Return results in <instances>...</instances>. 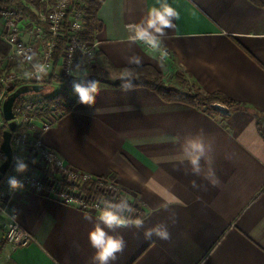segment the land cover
Wrapping results in <instances>:
<instances>
[{
	"label": "crops",
	"instance_id": "0c3cea01",
	"mask_svg": "<svg viewBox=\"0 0 264 264\" xmlns=\"http://www.w3.org/2000/svg\"><path fill=\"white\" fill-rule=\"evenodd\" d=\"M165 6L177 16L156 33L149 21ZM97 19L96 62L106 80L91 105L75 104L40 140L73 171L114 176L120 191L140 203L144 225L131 219L108 228L102 211L66 204L47 191L14 189L7 211L32 241L13 246L0 235V264H95L89 234L97 227L124 238L112 264H264V0H103ZM37 26L20 19L22 39H48ZM4 31L0 14L1 41ZM149 40L171 57L148 48ZM133 56L171 86L180 88L185 79L192 89L219 91L245 108L216 103L209 113L164 102L147 88L113 86L123 67L137 65ZM195 136L210 146L215 186L183 160L182 146ZM6 220L0 215V226ZM160 223L169 224L171 238L145 239L144 230Z\"/></svg>",
	"mask_w": 264,
	"mask_h": 264
},
{
	"label": "built area",
	"instance_id": "2783aa9c",
	"mask_svg": "<svg viewBox=\"0 0 264 264\" xmlns=\"http://www.w3.org/2000/svg\"><path fill=\"white\" fill-rule=\"evenodd\" d=\"M49 0H31L32 8L46 4ZM73 0H53L47 12L38 11L40 20L48 26V39L39 40L37 43L26 42L21 37L20 19L14 7L4 5L0 14L5 21L4 42L9 46L7 55H0V128H8V121L3 118L2 104L6 97L13 91L23 86L44 85L52 76H62L72 80L79 78V71H86L96 62V43L87 41L82 36L84 21L80 14L72 8ZM43 26H37L39 35L43 33ZM45 32V31H44ZM64 38V45L55 57L56 38ZM39 43V44H38ZM147 47L157 49L164 58H170V51L163 45L149 40ZM11 58L20 65L21 71L11 67ZM83 59L80 66H74L76 59ZM18 84L15 86V84ZM33 93V92H32ZM22 95L15 100L12 106L15 130L11 134L12 148L25 155V159L34 162L38 166L52 167L54 176L67 177L69 181L81 183L87 180H96L97 186L106 193L117 195L122 193L114 179L109 177H93L86 173H80L68 168L63 160L51 149L46 148L40 135L50 129L52 123L60 115L54 113L53 107H46V103H38L37 94ZM3 154L0 150V160ZM1 164V163H0ZM42 171L38 168L28 167L17 178L23 188H31L38 191H47L53 198L66 204L75 205L82 209H95L101 211L99 198L87 202V198L79 189L68 191L51 179L41 177ZM11 175L3 176L0 181V215L7 218L0 226V235L5 242L13 246H26L32 241V236L26 231L7 211L6 202L12 189L8 184ZM120 193H114L115 190ZM114 190V191H113Z\"/></svg>",
	"mask_w": 264,
	"mask_h": 264
},
{
	"label": "trees",
	"instance_id": "16d2710c",
	"mask_svg": "<svg viewBox=\"0 0 264 264\" xmlns=\"http://www.w3.org/2000/svg\"><path fill=\"white\" fill-rule=\"evenodd\" d=\"M102 2L103 0H73L72 3L70 12L76 10L80 14V17L84 21L82 36L85 37V39H89L90 41L94 40L95 32L101 27L99 20L97 19V11ZM4 5L14 7L17 10L16 15L19 19H27L30 22L43 26L45 33L48 34L47 24L41 21L38 15V11L41 10L45 4L34 9L31 6V0H0V9ZM56 43V49L54 50L55 57L59 54L64 45V38L57 37ZM8 51L9 46L4 41L0 40V53L5 54L8 53ZM82 62L83 59L79 60L77 58L74 66H80ZM121 71L125 76H122L121 78L112 82L113 86L125 89L123 87V82L125 80H131V88L143 87L152 90L160 97V99L167 103L186 104L204 109L209 113H211V111H216V109L213 107L216 103L226 106L229 110H242L245 108L244 105L235 102L219 91L201 93L197 89H192L185 79L180 80V84L182 85L180 88L171 86L165 82L164 74L150 64L126 66L123 67ZM82 72L84 78H95L97 80V84L106 80L105 69L97 62H95L93 66L88 67L86 71ZM56 83L60 85V87L55 90L54 85ZM72 84L73 80L70 78L52 75L43 85L41 92L33 93L37 94L38 103H46V107L54 108V113L63 115L68 113L73 108V106L78 103L77 97L72 90ZM17 85L18 84L16 83L15 86ZM1 89L2 86L0 83V92ZM4 130L5 127L0 128V143L2 140V132ZM13 153V161L8 169V172L5 174V177L11 175L12 177L18 178L26 171L25 170L22 173L16 172V157L23 158L28 165L27 168L31 167L33 169H39V166L34 162L25 159L24 154L17 152L15 149H13ZM109 178L115 179L114 176H109ZM53 179L60 185V187L68 186L74 189H79L87 198V202H91L92 199L99 198L101 201V211L104 210L103 206L105 205L106 201L127 198L123 193L117 195L106 193L103 189L97 186L96 180H87L77 183L74 181H69L67 177L59 178L53 176ZM128 201L134 206V212L131 214L125 213V215H132V220L141 218L144 215V210L142 209L140 203L130 199H128Z\"/></svg>",
	"mask_w": 264,
	"mask_h": 264
},
{
	"label": "clouds",
	"instance_id": "9594fccd",
	"mask_svg": "<svg viewBox=\"0 0 264 264\" xmlns=\"http://www.w3.org/2000/svg\"><path fill=\"white\" fill-rule=\"evenodd\" d=\"M155 11V22L149 21V27L154 28L156 33H163L164 29L171 27L172 18L177 16L176 11L170 7L165 6L163 11ZM130 62L137 65L140 64V59L137 56L130 58ZM123 87L129 89L132 87L131 80H125ZM72 90L77 97V102L81 104L91 105L99 91L97 80L95 78L86 79L83 75L73 80ZM210 146L206 145L204 140L200 136L187 138L182 146L183 160L187 161L190 165L192 174L200 176L203 174V178L211 185L215 186L218 183L214 162L209 156ZM202 161L206 164V170L202 168ZM3 161L0 160V163ZM27 163L23 158H15V170L18 173H22L27 169ZM8 184L12 189L22 188L23 185L16 177H9ZM193 187H198L195 181L192 182ZM103 214L100 217L101 222L108 228L125 227L132 219V215H125V213H133L134 206L128 201L127 198H120L118 200H109L105 202L103 206ZM175 216L169 217L170 223H175ZM144 220L136 218L134 226L142 228ZM145 239H152L155 236L161 240H169L171 233L169 231L168 223H160L147 228L143 232ZM89 242L93 249H95V255L93 257L95 264H112L116 259L117 253L121 252L125 246V241L122 236H113L104 228L97 227L89 234Z\"/></svg>",
	"mask_w": 264,
	"mask_h": 264
},
{
	"label": "water",
	"instance_id": "95a60500",
	"mask_svg": "<svg viewBox=\"0 0 264 264\" xmlns=\"http://www.w3.org/2000/svg\"><path fill=\"white\" fill-rule=\"evenodd\" d=\"M42 88V85L23 86L8 95L2 104L3 118L8 121V128L2 132V140L0 143V150L3 154V162L0 164V181L2 180L3 176L8 172V169L13 161L14 153L11 145V134L16 127L15 122L12 120L14 118V114L12 112L13 103L22 95L32 92H41Z\"/></svg>",
	"mask_w": 264,
	"mask_h": 264
},
{
	"label": "rangeland",
	"instance_id": "374dc122",
	"mask_svg": "<svg viewBox=\"0 0 264 264\" xmlns=\"http://www.w3.org/2000/svg\"><path fill=\"white\" fill-rule=\"evenodd\" d=\"M53 2V0H49L45 5H43L42 7V11L44 13L47 12V9L49 8V6L51 5V3ZM87 41H90L89 39H86ZM11 67H13V69H15L16 71H21V67L19 66V64L16 62V60L14 58H11ZM80 75H83V72L82 71H79L78 72V77ZM122 76H125L124 74ZM60 87V85H58L57 83L54 85V88L55 90L58 89ZM34 93L30 94V95H33ZM213 112H216V111H211V113ZM39 170L42 171V174H41V177L42 178H45V179H51L50 177H53L54 176V173L55 171H53V168L52 167H42V166H39ZM66 186H64L65 188ZM66 190H68L69 192L72 191L71 193H73V191H75L74 188L72 187H66L65 188ZM114 191V190H113ZM114 193H120L119 190H115ZM121 194V193H120ZM104 211V210H103ZM102 211V212H103Z\"/></svg>",
	"mask_w": 264,
	"mask_h": 264
}]
</instances>
